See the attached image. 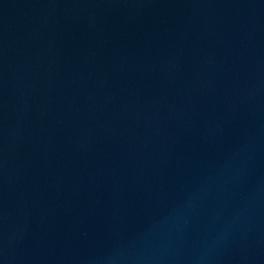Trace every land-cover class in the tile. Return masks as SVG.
<instances>
[{
    "label": "water",
    "instance_id": "1",
    "mask_svg": "<svg viewBox=\"0 0 264 264\" xmlns=\"http://www.w3.org/2000/svg\"><path fill=\"white\" fill-rule=\"evenodd\" d=\"M0 264H264V0H0Z\"/></svg>",
    "mask_w": 264,
    "mask_h": 264
}]
</instances>
